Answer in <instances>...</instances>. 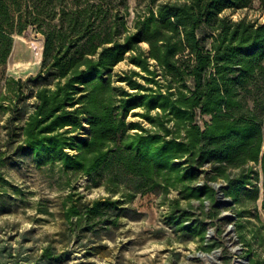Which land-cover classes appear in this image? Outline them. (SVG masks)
I'll list each match as a JSON object with an SVG mask.
<instances>
[{"label": "trees", "instance_id": "1", "mask_svg": "<svg viewBox=\"0 0 264 264\" xmlns=\"http://www.w3.org/2000/svg\"><path fill=\"white\" fill-rule=\"evenodd\" d=\"M155 3L137 13L131 29L127 0H0V63L12 50L14 32L35 26L43 36L41 69L24 80L9 77L5 86L16 98L13 112L34 91L32 110L22 113L19 146L38 166L56 165L68 176L59 204L67 236H99L117 227L128 203L158 186L163 194L179 192L170 201L169 223L206 239L203 202L214 205L216 190L196 181L207 164V180L224 179L226 196L236 200L257 176L246 164L260 161L264 208V22L220 15L252 0ZM127 54L139 70L118 76L129 90L116 89L110 71ZM139 107L144 112L137 115L155 131L126 122ZM155 109L162 114L152 115ZM14 119H7L9 126ZM96 173L106 174L110 195L87 200L69 176ZM193 199L200 216L191 214ZM217 214L211 207L207 215ZM239 237L251 246L241 226ZM71 253L49 243L41 264L62 263Z\"/></svg>", "mask_w": 264, "mask_h": 264}, {"label": "rangeland", "instance_id": "2", "mask_svg": "<svg viewBox=\"0 0 264 264\" xmlns=\"http://www.w3.org/2000/svg\"><path fill=\"white\" fill-rule=\"evenodd\" d=\"M150 1L127 0L126 19L131 29L137 13H146ZM161 1L173 0H156V3ZM220 15L227 16L232 21L245 18L263 23L264 0H252L248 7L225 10ZM15 34H25L32 40V46L21 52V59L28 58L35 51L34 46L37 47L42 39V33L35 26H28L22 33L14 32L13 39ZM141 47L147 48V44L142 43ZM9 56L5 63H0V102L3 105L0 108V190L3 191L0 200V264H41L42 248L49 243L55 245L58 251L66 248L72 251L67 260L58 264H233L237 256L248 255L253 256L257 264H264L263 173L260 161L246 164V167L251 166L257 172V176L252 178V184L243 190L239 198L234 200V205L218 207L209 203L207 208L203 202L207 230L213 229L210 238L202 240L188 232H180L171 225L166 215L171 210L170 201L178 197L179 192L176 188H170L168 193L163 194L158 186L152 191L137 194L128 203L130 210L120 217L117 227L108 231L102 229L99 236H95L93 232H88L82 237L64 234L66 226L61 218L59 204L60 198L68 192V176L61 174L56 165L38 166L32 155L20 148L19 126L25 118L22 113L32 110L34 91L21 102L22 108L13 112V102L16 98L5 86L9 77L24 80L28 76H34L41 69L42 60L32 69L23 71L9 66ZM134 70L139 68L129 61L127 54L110 71L113 86L116 89L121 87L129 90L125 82L118 80V76ZM134 78L145 83L138 76ZM157 78L161 76L158 75ZM140 112H144L142 107L131 110L126 122L129 124L136 121L155 131L153 125L137 115ZM151 114L161 115L162 112L155 109ZM9 117L15 118L10 126L7 123ZM168 125L171 127V123ZM134 131L135 129L129 130L130 133ZM209 169L208 164L203 167L204 172L199 174L197 185L210 181L206 177ZM232 172L237 173L238 169H233ZM69 177L71 184L77 186L87 200L110 195L106 190L105 173H96L94 177L74 174ZM215 182L222 183L224 187L227 184L222 178L216 179ZM117 188L125 189V183L119 182ZM118 196L119 194L115 195ZM180 203L186 207L188 202L181 200ZM191 203L194 205L191 209L193 217L200 216L201 210L197 208L199 201L193 199ZM211 207L218 212L215 218L207 215ZM39 208L47 211L39 212ZM222 211H229L235 214L236 218L217 220ZM230 224L235 226L237 241H234L228 229ZM239 226L242 234L251 243L249 248L239 237ZM254 234L256 236H253ZM236 245L243 247L240 254L231 250L232 247L235 249ZM214 249H220L218 257L204 259L197 256L200 251L211 253ZM87 250L91 252L88 253Z\"/></svg>", "mask_w": 264, "mask_h": 264}, {"label": "water", "instance_id": "3", "mask_svg": "<svg viewBox=\"0 0 264 264\" xmlns=\"http://www.w3.org/2000/svg\"><path fill=\"white\" fill-rule=\"evenodd\" d=\"M9 58H10V56H9ZM208 183H209V185H211L216 190V203H215L216 206L222 207V205H225L227 207H230V206L234 205V199L230 196H226V194L223 190L224 185L222 183H218L215 181H209ZM204 202H205L206 207L208 208L210 201L205 200ZM224 218H229L231 220H234L236 218V215L232 214L229 211H222L220 217H218L217 220H222ZM228 229L232 233L234 241H237L238 238H237V235L235 234V231H234L235 226L233 224H230L228 226ZM212 235H213V229H208L205 238L206 239L210 238ZM230 244H228V245H230ZM234 250L237 254H240L243 250V247H241L240 245H236ZM219 254H220V249H214L211 251V253L200 251L197 253V256L204 258V259H209L212 257H218ZM237 261H241L242 264H249V257L248 256H246V257L237 256L235 258L233 264H236Z\"/></svg>", "mask_w": 264, "mask_h": 264}, {"label": "bare ground", "instance_id": "4", "mask_svg": "<svg viewBox=\"0 0 264 264\" xmlns=\"http://www.w3.org/2000/svg\"><path fill=\"white\" fill-rule=\"evenodd\" d=\"M36 41V40H35ZM38 41V39H37ZM39 43V42H38ZM29 46H32L31 37L25 34H15L12 52L9 58V66L11 68H20L23 71H28L32 69L35 65L39 64L42 60V51H43V36L38 44L35 47V51L26 59H21L20 54L26 50ZM33 48V47H32ZM32 52V51H31ZM32 54H34L32 56ZM233 251H235L232 247ZM211 259V258H209ZM236 264H242L241 261H237Z\"/></svg>", "mask_w": 264, "mask_h": 264}]
</instances>
